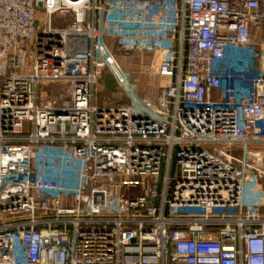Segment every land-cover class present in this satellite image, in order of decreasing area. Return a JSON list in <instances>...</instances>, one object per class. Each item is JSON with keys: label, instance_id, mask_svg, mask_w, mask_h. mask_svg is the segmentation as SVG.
I'll return each instance as SVG.
<instances>
[{"label": "built area", "instance_id": "built-area-1", "mask_svg": "<svg viewBox=\"0 0 264 264\" xmlns=\"http://www.w3.org/2000/svg\"><path fill=\"white\" fill-rule=\"evenodd\" d=\"M0 264H264V0H0Z\"/></svg>", "mask_w": 264, "mask_h": 264}, {"label": "rangeland", "instance_id": "rangeland-1", "mask_svg": "<svg viewBox=\"0 0 264 264\" xmlns=\"http://www.w3.org/2000/svg\"><path fill=\"white\" fill-rule=\"evenodd\" d=\"M121 63L123 64V66L127 70L128 69L129 70L131 69V67H130V60H124L123 59ZM102 81L99 83V86H98V100H99V102H103V98H105V95H106V97H111L115 93V96H119V93L116 92V85H115V81H114L113 77H111L110 75L109 76H106V79L105 80L103 79ZM51 94H53V96H55L58 93L53 90V93H51ZM112 97L111 98H108L109 100H108L107 103L118 102V99L117 98L116 99H113ZM138 191L139 190L133 191V194L140 193Z\"/></svg>", "mask_w": 264, "mask_h": 264}]
</instances>
